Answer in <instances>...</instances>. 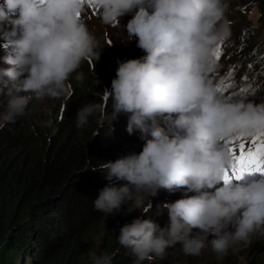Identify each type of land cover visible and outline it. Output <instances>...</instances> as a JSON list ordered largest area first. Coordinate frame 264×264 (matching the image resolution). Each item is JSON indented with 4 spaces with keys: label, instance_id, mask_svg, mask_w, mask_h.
Masks as SVG:
<instances>
[{
    "label": "clouds",
    "instance_id": "1",
    "mask_svg": "<svg viewBox=\"0 0 264 264\" xmlns=\"http://www.w3.org/2000/svg\"><path fill=\"white\" fill-rule=\"evenodd\" d=\"M225 10L224 0H0L6 38L0 43V97H6V104L0 99V130L16 125L33 97L65 95L82 61L93 67L102 54H93L96 46L108 44L95 41V20L105 28L120 26L123 15L134 13L123 27L128 41L136 39L138 58L116 61V54L111 91L103 95L111 100L112 119L130 114L129 142L98 167L97 182L105 187L94 200L105 216L133 201L128 211L135 209V217L120 228L115 252L159 264L176 248L169 264H188L203 255L209 239L214 252L227 253L222 264H229L234 244L250 252L264 244V174L223 181L231 164L227 149L241 143L235 137L264 132V103L225 100L211 85V79L226 78L221 46L234 45L236 32L222 23ZM94 78L103 81L104 75ZM94 111L80 109L78 126ZM162 120L171 121V130ZM261 245L253 250L257 256ZM91 259L111 264L112 257L93 253Z\"/></svg>",
    "mask_w": 264,
    "mask_h": 264
},
{
    "label": "trees",
    "instance_id": "2",
    "mask_svg": "<svg viewBox=\"0 0 264 264\" xmlns=\"http://www.w3.org/2000/svg\"><path fill=\"white\" fill-rule=\"evenodd\" d=\"M249 1L245 11L257 6L264 25V0ZM231 9L228 5L224 15ZM251 29L239 30L233 47L220 48L226 78L211 81L220 98L232 101L238 90H246L251 101L264 103V46L245 48L254 35ZM98 51L104 56L99 54L93 67L82 61L70 75L65 95L50 97L43 107L33 97L26 109L32 115L0 130V264H81L84 240L97 224L105 226L97 256L110 255L111 264H153V259L138 261L132 253L115 252L120 228L135 217V209L128 211L133 201L107 216L94 209L105 187L97 182L98 167L107 154L129 142L125 135L130 115L121 112L112 119L111 100L103 95L111 91L106 78L116 75L117 53L113 47ZM231 61L235 65H229ZM94 73L103 74L104 80H96ZM85 106L95 111L78 126L77 113ZM159 123L171 130V121ZM260 245L255 248L260 250Z\"/></svg>",
    "mask_w": 264,
    "mask_h": 264
},
{
    "label": "rangeland",
    "instance_id": "3",
    "mask_svg": "<svg viewBox=\"0 0 264 264\" xmlns=\"http://www.w3.org/2000/svg\"><path fill=\"white\" fill-rule=\"evenodd\" d=\"M249 0H224V3L226 7L228 5H232L234 8L231 9L230 15L227 17L224 15L223 19H226V22L229 26V33L232 30V33L236 32L238 33V30H241L242 28H245L249 25L252 26V29L250 32L254 34L253 36L249 37L248 44L252 47L253 45L257 44V46H264V25L261 24L259 21V10L258 7L254 4L249 5L248 10L245 11L246 5H243L242 3L248 4ZM134 13H128L123 15L120 18V26H110L106 27L104 25H100L99 21H94L93 24L96 27V32L94 35L95 41L98 44H101L102 41L106 40L108 42L109 46L104 47H113V51L117 53V57L120 59H117L116 61L120 60H127L132 58H138V47L136 46V39L133 38L132 42L128 41L129 37L127 36L126 28L123 26L127 24V22L132 18V15ZM105 30V31H104ZM236 33L232 36L233 39L236 38ZM224 40V39H223ZM221 40V41H223ZM6 41V38H3L0 31V43ZM219 41V42H221ZM218 42V43H219ZM217 43V44H218ZM216 44V45H217ZM111 45V46H110ZM101 46H96L95 51L93 54L100 49ZM133 48V49H132ZM264 48V47H263ZM135 49V50H134ZM224 49V48H223ZM214 58L216 56V52L214 49L213 52ZM115 59V58H114ZM232 64H234V61H231ZM118 64V63H117ZM238 64V63H237ZM98 78V76L95 75V78ZM106 79H109L107 77ZM214 79H211L213 81ZM102 82V81H101ZM10 86V85H9ZM247 91L243 90L236 93L234 100L241 99L243 97H247L248 100H250L251 96H248ZM0 99L4 100V103L6 104V97H0ZM38 102L39 107H43L46 104H49V96H45L43 98H36ZM4 110L3 106L0 105V112ZM27 113V112H26ZM33 112L27 113L25 118H28L32 115ZM23 118V117H22ZM21 118V119H22ZM24 119V118H23ZM260 135H264V132L255 134L253 136H242V140H239L240 142H245L249 147L252 146V141L254 137H258ZM153 200H155L154 196L152 197ZM150 199H148L149 201ZM147 203V202H146ZM139 212V211H138ZM140 214H146V212H143L140 210ZM105 234V226L102 224H97L94 231L89 232V237H86L84 240L83 248L81 250V264L87 263L90 264L92 261L91 255L94 253L97 255L98 250L101 247L103 235ZM119 248H122L119 246ZM234 253L235 256L230 259L229 264H264V244L261 245V248L263 249V253L259 256L250 251H245L243 244L240 242L238 244H234L232 247H230ZM229 248V249H230ZM208 249L207 251H205ZM228 249V251H229ZM124 250V249H123ZM204 251L203 255L199 258L195 259H189L188 262L190 264H222L223 257L227 254H220L216 253L212 250L210 240L207 239L205 242V247L202 249ZM227 251V252H228ZM177 249H168L166 251V254H164L163 262H159V264H169L171 258L176 254ZM160 259V258H159Z\"/></svg>",
    "mask_w": 264,
    "mask_h": 264
},
{
    "label": "snow or ice",
    "instance_id": "4",
    "mask_svg": "<svg viewBox=\"0 0 264 264\" xmlns=\"http://www.w3.org/2000/svg\"><path fill=\"white\" fill-rule=\"evenodd\" d=\"M84 2L85 0H80V3ZM79 17L80 12L77 13V18ZM216 55L219 58L220 53L217 52ZM221 139L223 140V137ZM235 139L242 140V136H236ZM227 150L231 164L225 169L224 183H230L233 179L241 180L246 174H264V139L254 137L251 147L241 142L238 145L233 144Z\"/></svg>",
    "mask_w": 264,
    "mask_h": 264
},
{
    "label": "bare ground",
    "instance_id": "5",
    "mask_svg": "<svg viewBox=\"0 0 264 264\" xmlns=\"http://www.w3.org/2000/svg\"><path fill=\"white\" fill-rule=\"evenodd\" d=\"M232 80H233V79H232ZM234 81H235V80H234ZM234 81H233V82H234ZM232 88H233V87H232ZM228 92H229V91H228ZM243 92H244V91H243ZM246 95H247V94H246ZM230 98H231V97H230ZM230 98H229V99H230ZM232 98H233V97H232ZM227 100H228V99H227ZM230 100H231V99H230ZM252 101H253V100H252ZM126 140H127V139H126ZM126 143H127V142H126ZM126 143H125V144H126Z\"/></svg>",
    "mask_w": 264,
    "mask_h": 264
}]
</instances>
